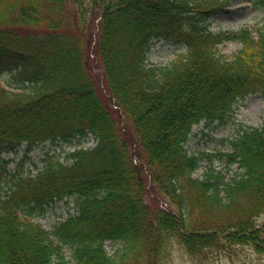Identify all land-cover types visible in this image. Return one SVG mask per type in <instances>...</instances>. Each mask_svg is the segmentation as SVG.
I'll return each instance as SVG.
<instances>
[{"label":"trees","instance_id":"16d2710c","mask_svg":"<svg viewBox=\"0 0 264 264\" xmlns=\"http://www.w3.org/2000/svg\"><path fill=\"white\" fill-rule=\"evenodd\" d=\"M251 1L264 9V0ZM222 7L217 0H0V76L12 72L32 86L18 92L0 80V153L96 140L68 153L71 163L48 157L38 172L0 186V264H174L176 249L192 264H209L235 244L264 251L257 225L264 126L238 130L226 152L186 149L194 125L227 123L237 100L264 93V24L215 34L208 21ZM156 39L187 51L167 68H147ZM230 40L243 44L231 58L218 49ZM235 164L242 172L234 175ZM68 197L77 214L52 230L36 221ZM108 241L118 243L113 254Z\"/></svg>","mask_w":264,"mask_h":264},{"label":"rangeland","instance_id":"374dc122","mask_svg":"<svg viewBox=\"0 0 264 264\" xmlns=\"http://www.w3.org/2000/svg\"><path fill=\"white\" fill-rule=\"evenodd\" d=\"M210 23V29L214 33L237 32L246 27L262 25L264 23V10L240 0H227L223 8L212 15ZM241 47L242 43L239 41H227L220 45L219 50L222 54L233 56ZM184 52L185 47L182 45L164 40H155L148 56L147 65L149 67L170 66ZM1 80L7 86L11 84L13 87H18L10 73L4 74ZM28 90H31V87ZM228 121V123L219 121L203 122L196 125L186 144L188 152L196 155L226 152L229 150L228 141L238 134V130L264 125V94L256 93L239 100L234 105ZM81 144L87 148L92 147L94 142L83 139ZM75 147V144L49 141L39 144L31 151H27L25 146H22L15 152L0 154V174L5 171L1 186L5 189L9 186V180L13 173H35L38 169H41L44 166L47 153L58 159V157L62 158L67 151H73ZM214 164L217 169L225 167V163L217 158ZM205 166L206 164L202 162L201 168L195 176H202ZM240 172L242 171L237 164L231 168V173L234 175ZM73 204L72 199L56 201L38 214L36 220L46 229L52 230L55 224L65 220L70 214L76 213ZM258 224L264 225V214L258 219ZM106 245L112 254L115 248L118 247V243L109 241ZM66 255L70 260L71 252H66ZM175 255V264H189L187 256L182 251H177ZM215 264H264V253L256 252L252 246L235 247V250L230 251L229 254H220L219 260Z\"/></svg>","mask_w":264,"mask_h":264}]
</instances>
